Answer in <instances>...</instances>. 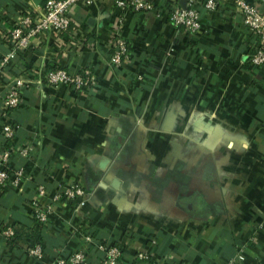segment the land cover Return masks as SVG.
<instances>
[{"label": "crops", "instance_id": "obj_1", "mask_svg": "<svg viewBox=\"0 0 264 264\" xmlns=\"http://www.w3.org/2000/svg\"><path fill=\"white\" fill-rule=\"evenodd\" d=\"M114 1H80L64 35L44 36L0 77V115L8 84L32 81L11 116L12 145L32 152L10 162L26 168L24 182L0 187V264H52L89 231L123 247L121 264H137L141 251L145 264H229L240 247L234 264H264V67L250 63L255 40L241 15L223 3L189 36L169 19L182 0L122 13ZM46 2L0 0V57L12 50L15 22L36 21ZM116 31L128 43L122 66L108 61ZM55 68L88 69L96 82L80 92L49 87L43 75ZM37 183L87 194L78 212L54 207L41 258L28 254L27 238ZM7 226L19 234L13 242L1 234Z\"/></svg>", "mask_w": 264, "mask_h": 264}, {"label": "built area", "instance_id": "obj_2", "mask_svg": "<svg viewBox=\"0 0 264 264\" xmlns=\"http://www.w3.org/2000/svg\"><path fill=\"white\" fill-rule=\"evenodd\" d=\"M80 1H85L88 5L93 3V0H47L39 19L34 21L30 16H26L15 22L14 27L9 31V38L13 43L12 50L0 57V77L19 53L31 48L44 36L48 34L64 35L71 26L72 11ZM223 3L234 5L242 17V24L255 40L250 63L264 67V0H187L185 9L173 5L169 11V19L172 25L181 29L184 34L193 36L201 27L202 16L217 11ZM114 6L121 13L124 11L148 12L153 9V2L152 0H115ZM110 50L108 61L111 65L122 66L129 60L128 43L118 31L110 43ZM95 82L96 76L88 69L71 73L64 68H55L46 70L43 75L45 85L54 88L66 85L76 92L92 87ZM31 84L32 81L28 77L14 78L8 84L2 99L0 116L3 142L0 145V187L6 184L20 186L27 177L24 166L17 168L10 166L12 156L26 160L30 158L32 152L30 145L20 149H16L12 145L11 141L19 127L11 121V116L13 112L24 105V91H27ZM34 189L36 194L30 200L32 217L36 226L43 230L49 225L56 205L74 203L77 212L86 205V191L76 184L60 188L53 194H49L46 187L40 183H37ZM1 234L7 242H13L16 231L7 226L2 229ZM84 240L83 245L67 257H56L52 264H91L93 255L91 250L93 249L101 255L99 264H121L123 247L117 242L109 238L98 241L96 231L86 233ZM28 254L33 258H41L43 255L41 242L29 248ZM149 260L150 254L144 251L137 253L134 257L137 264L140 261ZM243 260V249L240 247L236 258L229 264Z\"/></svg>", "mask_w": 264, "mask_h": 264}, {"label": "trees", "instance_id": "obj_3", "mask_svg": "<svg viewBox=\"0 0 264 264\" xmlns=\"http://www.w3.org/2000/svg\"><path fill=\"white\" fill-rule=\"evenodd\" d=\"M110 54H111V50H110ZM37 229L34 231H32L28 236H27V238H28V240H29V248H32L33 246H35V244H37L38 242H41V244H42V241H41V239H42V235H41V228H39V226L38 227H36ZM19 236V234L18 233H16L15 234V238L16 237H18ZM42 246H43V244H42ZM147 261H140V262H138V263H140V264H145Z\"/></svg>", "mask_w": 264, "mask_h": 264}, {"label": "water", "instance_id": "obj_4", "mask_svg": "<svg viewBox=\"0 0 264 264\" xmlns=\"http://www.w3.org/2000/svg\"><path fill=\"white\" fill-rule=\"evenodd\" d=\"M186 3H187V0H182V1L180 2V5H181V7H182L183 9L186 8Z\"/></svg>", "mask_w": 264, "mask_h": 264}]
</instances>
